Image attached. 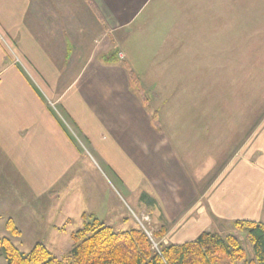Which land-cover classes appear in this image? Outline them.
Instances as JSON below:
<instances>
[{"label":"crops","instance_id":"0c3cea01","mask_svg":"<svg viewBox=\"0 0 264 264\" xmlns=\"http://www.w3.org/2000/svg\"><path fill=\"white\" fill-rule=\"evenodd\" d=\"M179 11L175 0H0V162L35 172L31 185L47 186L52 172L76 162L72 127L125 187L142 177L168 192L172 142L152 129L130 73L140 81L148 74ZM220 170L199 192L183 171L174 215L168 204L178 195L169 190L170 243L203 231L235 235L236 221L264 224V119Z\"/></svg>","mask_w":264,"mask_h":264},{"label":"rangeland","instance_id":"374dc122","mask_svg":"<svg viewBox=\"0 0 264 264\" xmlns=\"http://www.w3.org/2000/svg\"><path fill=\"white\" fill-rule=\"evenodd\" d=\"M175 1L180 20L167 29L148 74L138 80L152 129L172 142L177 163L168 192L164 184L154 188L142 177L125 187L100 151L71 127L76 162L65 172H52L47 186L31 185L35 172L0 162V238L24 253L41 243L63 259L72 247L71 233L82 227L83 216H92L114 231L140 229L158 250L170 243L164 209L171 190L173 199L178 195L168 204L171 215L180 209L182 172L203 191L256 131L264 119V0ZM112 51L117 61L119 50ZM52 111L62 114L58 106ZM150 197H157V207ZM8 221L18 235L7 229ZM235 235L253 257L245 235Z\"/></svg>","mask_w":264,"mask_h":264},{"label":"trees","instance_id":"16d2710c","mask_svg":"<svg viewBox=\"0 0 264 264\" xmlns=\"http://www.w3.org/2000/svg\"><path fill=\"white\" fill-rule=\"evenodd\" d=\"M130 79L140 93L139 81L133 73ZM83 220L82 227L71 233L72 247L63 259L52 255L41 243L24 253L8 238H0V257L6 264H264L262 223L236 221L232 224L251 244L253 257L248 258L240 238L231 233L203 231L191 241L160 244L154 250L140 229L114 231L92 216H83ZM6 227L12 234H19L11 221Z\"/></svg>","mask_w":264,"mask_h":264}]
</instances>
